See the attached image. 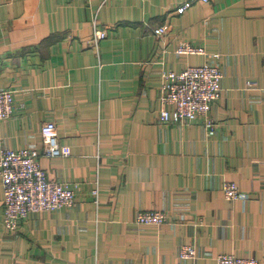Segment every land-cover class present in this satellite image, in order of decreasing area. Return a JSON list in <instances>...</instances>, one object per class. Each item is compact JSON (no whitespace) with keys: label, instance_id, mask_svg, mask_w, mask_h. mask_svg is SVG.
Returning a JSON list of instances; mask_svg holds the SVG:
<instances>
[{"label":"crops","instance_id":"obj_1","mask_svg":"<svg viewBox=\"0 0 264 264\" xmlns=\"http://www.w3.org/2000/svg\"><path fill=\"white\" fill-rule=\"evenodd\" d=\"M182 1L0 0V88L14 100L0 144L41 150L52 120L69 153L38 164L75 194L9 233L0 178V264H215L219 253L264 264V0L177 13ZM181 41L205 53L178 54ZM203 62L222 71L210 124L160 123V71ZM225 181L248 198L226 199ZM138 210L167 222L138 224ZM183 243L194 258L178 256Z\"/></svg>","mask_w":264,"mask_h":264},{"label":"built area","instance_id":"obj_2","mask_svg":"<svg viewBox=\"0 0 264 264\" xmlns=\"http://www.w3.org/2000/svg\"><path fill=\"white\" fill-rule=\"evenodd\" d=\"M211 0H183L175 11L183 12L193 2ZM168 30V24L162 23L153 28L155 36H161ZM106 36L105 29H96L89 43L97 47L101 38ZM174 51L178 54H204V48L189 42H179ZM162 82L159 95L160 108L157 119L162 124H189L203 119L210 124L211 105L220 95L221 68L214 63L203 62L188 65L182 70L162 69ZM13 90L0 88V121L6 120L13 111ZM41 150L23 147L12 149L0 144V178L3 190L2 225L9 233H15L21 222L32 212L56 210L71 207L75 194L69 183L48 177L47 172L38 164L41 154L63 156L69 153L67 145L58 141L56 125L47 120L40 125ZM226 199L248 198L234 181H225L222 185ZM97 198V188L91 189ZM138 224L160 225L167 222V215L160 210H138L134 218ZM180 258H194L196 247L193 243L179 245ZM215 264H259L251 256H238L232 253H219Z\"/></svg>","mask_w":264,"mask_h":264}]
</instances>
